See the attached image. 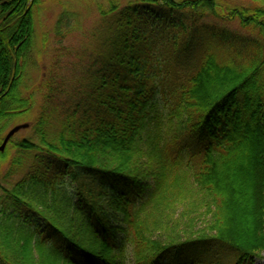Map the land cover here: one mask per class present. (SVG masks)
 <instances>
[{"label":"trees","instance_id":"obj_1","mask_svg":"<svg viewBox=\"0 0 264 264\" xmlns=\"http://www.w3.org/2000/svg\"><path fill=\"white\" fill-rule=\"evenodd\" d=\"M120 1L41 76L35 140L0 150V264L264 259V0ZM38 3L0 0V144L35 104Z\"/></svg>","mask_w":264,"mask_h":264},{"label":"rangeland","instance_id":"obj_2","mask_svg":"<svg viewBox=\"0 0 264 264\" xmlns=\"http://www.w3.org/2000/svg\"><path fill=\"white\" fill-rule=\"evenodd\" d=\"M120 2L125 4L126 0H121ZM220 2L224 4L229 3L231 5H252L249 0H220ZM97 3L103 5L108 4L107 0H39L33 12L35 43L26 56L27 62L29 63L24 71L25 76L21 84V88L24 87V90H27L26 93L35 92V104L28 115L23 114L4 121V128L1 134L2 138H4L11 127L20 125L21 123H28L29 127L21 128V130L13 135L12 140H14V142H19L23 138L35 140L34 128H31V126L39 107V103L37 104V102L40 95L38 89L40 88L39 82L42 78L41 76L47 73L51 64L56 60H60L59 65L63 69L64 64L67 63L69 59L73 58V55L80 50L82 42L90 39V33L99 20ZM66 11L69 12V16L72 15L70 26H73V28L69 34L66 33L63 39H59L56 36L55 25L59 21L60 15L62 14L64 16V12ZM224 26L226 29L233 32H238L240 30L237 27V23L234 22L226 23ZM58 40L61 42L58 43ZM59 71L62 74L64 73V71L60 69ZM160 95L161 94L157 95L156 98L160 99ZM9 151L10 158L18 154V151H16L13 146L9 148ZM23 157L28 159L24 155ZM25 161L27 160H23L24 163ZM146 181L147 180H145L144 184ZM253 264H264V259L259 258L255 260Z\"/></svg>","mask_w":264,"mask_h":264},{"label":"water","instance_id":"obj_3","mask_svg":"<svg viewBox=\"0 0 264 264\" xmlns=\"http://www.w3.org/2000/svg\"><path fill=\"white\" fill-rule=\"evenodd\" d=\"M27 126H28L27 123H21L20 125H15L11 127L10 130L7 132V134L4 136L2 143L0 144V150L2 151L4 149L5 145L8 143L10 137L13 134L21 130V128H25Z\"/></svg>","mask_w":264,"mask_h":264}]
</instances>
